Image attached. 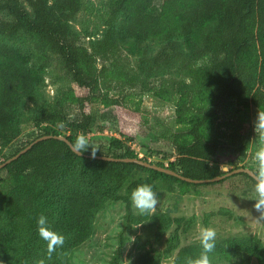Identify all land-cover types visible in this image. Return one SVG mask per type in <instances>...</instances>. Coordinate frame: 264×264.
<instances>
[{"label":"trees","instance_id":"16d2710c","mask_svg":"<svg viewBox=\"0 0 264 264\" xmlns=\"http://www.w3.org/2000/svg\"><path fill=\"white\" fill-rule=\"evenodd\" d=\"M82 7L83 0H0V10L9 15L0 17V36L36 34L39 49L46 55H58L81 90L79 117L71 120L64 111L43 110L34 119L36 127L43 131L37 137L62 135L48 125L59 120L74 144L80 133L91 130L93 104L101 100L115 107L120 132L130 139L145 125L143 110L133 105L127 95L143 88L155 91L162 99L176 101L178 119L187 124L174 132L176 159L167 167L186 177L211 179L232 170H225V163L244 162L258 136L254 125L241 123L230 132L210 137L205 128L226 102L254 107L264 115V0H108L107 27L103 36L89 45L83 43L71 23ZM157 43L161 47L153 53L151 46ZM132 57H136V63ZM42 68L31 65L26 55L0 41V150L18 136L24 101L40 98L45 83ZM89 143L95 155L142 158L120 139L112 143L119 149H110L111 152L100 151ZM225 151L233 158L223 159ZM84 153L87 155L77 154L57 138L34 144L0 169L6 171L7 190L2 210L17 218L35 212L47 188L56 180L72 179L78 166L86 187L67 192L57 208L59 216L52 222L69 237L71 247H77L91 237L104 200L126 203L129 227L134 221L130 196L138 185L149 184L156 191L159 179L194 187L218 182L192 183L136 162L94 157L91 148ZM133 172L150 176L131 179L125 193H120ZM237 174L256 182L246 172ZM17 234V228L0 229V264L10 258ZM125 238L123 231L111 264H120ZM200 251V243L185 245L179 249L174 264H186L187 258H197ZM236 253L251 255L258 264H264V244L257 237L216 240L210 264L214 257ZM137 264H161V257L143 254Z\"/></svg>","mask_w":264,"mask_h":264},{"label":"rangeland","instance_id":"374dc122","mask_svg":"<svg viewBox=\"0 0 264 264\" xmlns=\"http://www.w3.org/2000/svg\"><path fill=\"white\" fill-rule=\"evenodd\" d=\"M54 1V0H51ZM161 2V1H160ZM108 0H83V7L72 20L73 28L78 31L85 45L91 40L103 36L109 17ZM0 17L9 18L0 10ZM0 41L18 49L29 59L31 65L42 66L45 83L40 98L35 101L26 99L20 111V123L16 129L17 138L6 149L0 150V163L6 157L21 148L26 142L41 135L43 131L36 127L35 118L43 110L64 111L69 119L79 117L80 88L74 83L71 75L64 69L61 58L53 53L45 54L39 49V38L36 34H19L15 37L0 36ZM161 43L152 44L155 53ZM133 63L137 62L132 57ZM129 101L138 105L144 112L142 130L130 137L120 132L114 106H106L101 100L93 104L94 122L86 134L88 141L100 151L108 152L119 148L112 146L115 140H122L140 157L150 162H162L169 165L176 159L173 147V135L179 128L187 125L181 123L177 116L174 100H165L157 96L153 90L137 88L128 92ZM209 121L205 132L210 137L230 132L241 123H255L258 115H262L254 107L244 108L235 102H226ZM62 135L70 132L65 125L56 120L48 124ZM258 134V133H257ZM253 142V151L238 165L225 163L224 169L246 166L258 170L255 153L260 147L258 136ZM112 149V150H110ZM223 159L233 156L225 151ZM150 176L145 172H133L120 189L125 193L131 179ZM6 171H0V229L18 230L16 242L11 256L5 264H111L120 243V234L125 231V246L120 264H137L143 254L161 257V264H174L179 249L188 244L200 243V233L204 228H212L216 232V240L227 237H257L264 244V208L257 210L255 205V183L241 174H233L224 179L201 186H185L174 180L159 179L158 204L148 214H140L133 206L134 221L127 227V207L123 200H104L102 209L97 213L93 223V233L89 239L77 247H71L69 237L57 230L52 222L59 216L58 206L68 191L73 188H85L82 181L81 168L75 167V175L69 180L54 181L45 192L35 212L23 217L7 215L1 208L6 197L4 182ZM186 189L185 193L182 190ZM44 214L48 217L52 228L65 236L62 248L48 257L47 248L36 230V220ZM161 220V222H160ZM211 264H258L257 259L245 253L217 256Z\"/></svg>","mask_w":264,"mask_h":264},{"label":"clouds","instance_id":"9594fccd","mask_svg":"<svg viewBox=\"0 0 264 264\" xmlns=\"http://www.w3.org/2000/svg\"><path fill=\"white\" fill-rule=\"evenodd\" d=\"M255 129L258 133V143L260 147L255 153V160L258 165V172L256 174V182L254 185V192L256 194L254 207L257 210L264 208V115H258ZM74 150L77 153H84L89 148L92 150V155H95L94 150L83 134L76 137L74 143ZM132 206L140 214H148L155 210L159 200L157 193L153 190L152 185L141 184L138 185L130 196ZM36 230L39 238L45 242L48 257L51 258L53 252L62 248L65 244V236L55 231L50 225L49 219L46 215L41 214L36 220ZM200 247L199 256L195 259L187 258L186 264H210V254L214 252L216 247V232L212 228H204L200 233ZM43 264V262H41Z\"/></svg>","mask_w":264,"mask_h":264},{"label":"water","instance_id":"95a60500","mask_svg":"<svg viewBox=\"0 0 264 264\" xmlns=\"http://www.w3.org/2000/svg\"><path fill=\"white\" fill-rule=\"evenodd\" d=\"M48 138H57L60 140H63L65 142H67L70 147L74 150V144L73 142L69 139L68 136L66 135H54V134H46V135H42L40 137H37L36 139H34L29 145H27L26 147H24L23 149H21L17 154H15L14 156L10 157L9 159H7L6 161L0 163V169L4 168L7 164H9L13 159L18 158L21 154L25 153L26 151H28L34 144H36L39 141L48 139ZM75 151V150H74ZM76 152V151H75ZM77 153V152H76ZM79 155H87L85 153H77ZM93 156V155H92ZM94 157L100 158V159H107V160H115V161H124V162H136L139 163L141 165L177 176L183 180L192 182V183H205V182H214V181H220L222 179H224L227 176L233 175V174H237V173H241V172H246L249 175H251L252 177H254L256 179V172L251 170L250 168L247 167H238L235 169H232L231 171L227 172L225 175L222 176H217L215 178H211V179H194V178H190V177H186L183 174L167 167V166H162V165H158L156 163H152L150 161H147L145 159L142 158H136V157H113V156H105V155H94Z\"/></svg>","mask_w":264,"mask_h":264},{"label":"crops","instance_id":"0c3cea01","mask_svg":"<svg viewBox=\"0 0 264 264\" xmlns=\"http://www.w3.org/2000/svg\"><path fill=\"white\" fill-rule=\"evenodd\" d=\"M252 151H253V148H251L250 152H252Z\"/></svg>","mask_w":264,"mask_h":264}]
</instances>
